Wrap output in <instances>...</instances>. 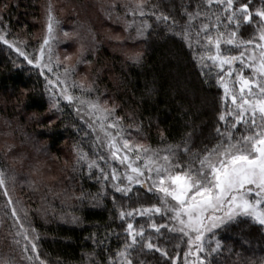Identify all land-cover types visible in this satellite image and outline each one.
Returning <instances> with one entry per match:
<instances>
[{"label": "snow or ice", "instance_id": "obj_1", "mask_svg": "<svg viewBox=\"0 0 264 264\" xmlns=\"http://www.w3.org/2000/svg\"><path fill=\"white\" fill-rule=\"evenodd\" d=\"M157 7L150 0H114L109 5L117 22L123 20L125 30L137 38L147 40L157 31L147 19L152 17L166 32L185 42L201 68L207 69L206 76L218 70L216 79L225 107L219 114L222 124L215 128L218 138L211 147L194 149L192 133L163 148L133 137L129 131L132 125L126 123L118 105L101 97L94 80L78 78V65L90 63L84 59L83 46L78 54L63 57L55 50L52 42L59 33L52 4L45 6L46 34L35 53L26 51L27 41L21 47L20 41L7 38L3 18L0 41L44 76L52 107H59L61 101L72 105L88 129L78 131L91 139L93 152L89 155L80 144L74 146L76 170L86 169L89 179L102 182L93 199L107 196L111 188L114 194L110 199L117 205L126 234L122 247L108 257L107 264H152L146 257L156 253L171 264H181L179 252L169 254L168 241L172 240L177 241L176 248L181 243L187 245L182 264H212L208 258L224 245L219 239L214 247L206 244L218 229L241 217L264 227V0L258 6L252 0H180V18L157 11ZM129 59L140 64L143 53L134 52ZM9 182L15 184L16 176L0 169V189L13 205L11 215L17 226L14 243L20 246L24 259L48 264L39 251V234L28 212L18 214L9 195ZM140 189L156 202L141 199ZM115 194L124 201H118ZM156 216L162 222L157 223ZM137 217L146 218L147 225L136 223ZM0 264L16 261L7 257L0 259Z\"/></svg>", "mask_w": 264, "mask_h": 264}, {"label": "trees", "instance_id": "obj_2", "mask_svg": "<svg viewBox=\"0 0 264 264\" xmlns=\"http://www.w3.org/2000/svg\"><path fill=\"white\" fill-rule=\"evenodd\" d=\"M53 1L0 0L7 38L20 41L21 47L27 41V52L36 46L40 39L37 23L41 21L44 26L45 6ZM150 2L158 6L157 11L180 18V0ZM261 2L252 0L254 6ZM72 13L68 22L74 28L68 27L77 36L68 41L67 48L83 44L84 59L90 61L78 65V71L96 82L102 98L118 105L126 123L132 125L129 131L133 137L153 148L180 143L187 133H192L194 149L215 143V128L222 124L219 114L225 107L216 79L218 70L206 76L207 69L201 68L185 42L166 32L152 17L147 19L157 31L144 40L126 31L125 24L121 27L111 20L102 27L118 31L122 38L107 37L99 26L102 20L100 24L90 20L84 27L78 12ZM55 16L66 24L58 11ZM134 52L143 53L142 63L134 64L129 59ZM85 69L91 73H84ZM45 87L39 70L0 41V169L16 176L15 184H8L9 195L18 214L28 212L39 234V251L48 264H107L108 257L117 253L126 238L117 205L110 199L114 193L109 188L107 196L93 199L102 182L89 179L86 169L76 170L79 166L74 151L80 144L92 155L91 139L78 131L88 129L72 105L61 101L59 107H52L53 98ZM49 173L51 181L45 178ZM139 191L141 199L156 202L143 189ZM115 195L118 201H124ZM12 206L0 189V259L12 257L16 264H34L20 255V246L14 243L17 226ZM74 216L78 218L75 222ZM154 219L162 222L159 216ZM136 223L147 225V219L137 217ZM217 239L224 247L208 258L212 264H264V227L251 219L241 217L237 223L218 229L206 247H214ZM176 243L168 241V251L170 255L179 252L182 264L187 245L181 243L176 248ZM146 259L152 264H157V259L160 264H171L159 253Z\"/></svg>", "mask_w": 264, "mask_h": 264}, {"label": "rangeland", "instance_id": "obj_3", "mask_svg": "<svg viewBox=\"0 0 264 264\" xmlns=\"http://www.w3.org/2000/svg\"><path fill=\"white\" fill-rule=\"evenodd\" d=\"M113 2H114V0H55L53 2H49V4H52L54 6L55 15H56V12L58 11L62 18H66L65 19L66 24H65V22L63 23L61 21L60 22L58 21V25L56 26V30H57V33H59V35L52 42L55 50H58L61 57H63L66 54H78L79 50L81 49V46H83V44L74 43L75 46L72 45L73 47L71 49L67 48L68 41H71L72 39L76 38V36H77V33L76 34L73 33V31H71L68 27V26L72 27V25L68 22V20L70 19V16L73 15L72 12L74 10H76L78 12L77 15H78L79 19L81 21H83L84 27L89 25L90 20H92L94 22L96 21L95 22L96 24H100L101 23L100 20H102V24L99 26H101V30L103 32H105L107 37L109 36L111 38H115V37L122 38V35L117 33L118 31L114 32V30L112 31L110 28L102 27V26H107L106 21L109 22V20H111L113 23L115 21H117L115 19L116 13L113 11L111 12L109 9V5L112 4ZM108 13H109V16H108ZM98 16H99V18H97ZM110 16H111V18H110ZM136 23H139V18L136 19ZM117 25L124 27V21L121 20L120 22H118ZM37 27H38L37 33L40 34V39H39V42H40L41 38L44 37L46 34V23L44 24V26L41 27V21H38ZM72 28H74V27H72ZM63 32H69L71 35L69 37H64L62 35ZM39 42L33 48L28 49L29 55H32L33 53L36 52V50L39 46ZM73 58L75 60V55ZM78 72L80 75L82 74L81 71H78ZM85 72L87 74L91 73L90 69H85L84 73ZM246 74H247V71H246ZM78 78H83V76L81 75ZM56 166L57 165H55V167ZM45 178L49 181H51L53 179L52 174H50V173L47 174L45 176Z\"/></svg>", "mask_w": 264, "mask_h": 264}]
</instances>
